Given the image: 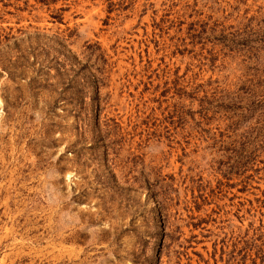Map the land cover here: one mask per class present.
I'll return each instance as SVG.
<instances>
[{
  "label": "rangeland",
  "instance_id": "rangeland-1",
  "mask_svg": "<svg viewBox=\"0 0 264 264\" xmlns=\"http://www.w3.org/2000/svg\"><path fill=\"white\" fill-rule=\"evenodd\" d=\"M0 264H264V0H0Z\"/></svg>",
  "mask_w": 264,
  "mask_h": 264
}]
</instances>
